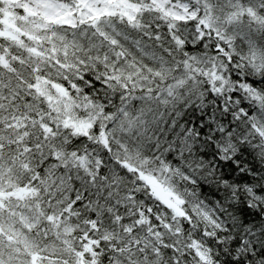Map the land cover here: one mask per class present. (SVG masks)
Returning a JSON list of instances; mask_svg holds the SVG:
<instances>
[{
  "label": "snow or ice",
  "instance_id": "6c2138e0",
  "mask_svg": "<svg viewBox=\"0 0 264 264\" xmlns=\"http://www.w3.org/2000/svg\"><path fill=\"white\" fill-rule=\"evenodd\" d=\"M0 264H264V0H0Z\"/></svg>",
  "mask_w": 264,
  "mask_h": 264
}]
</instances>
